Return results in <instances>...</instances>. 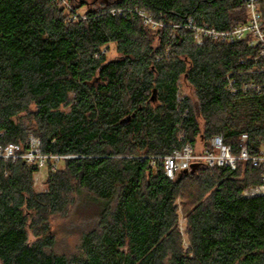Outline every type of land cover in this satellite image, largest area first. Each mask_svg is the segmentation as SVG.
Returning <instances> with one entry per match:
<instances>
[{
  "label": "trees",
  "instance_id": "16d2710c",
  "mask_svg": "<svg viewBox=\"0 0 264 264\" xmlns=\"http://www.w3.org/2000/svg\"><path fill=\"white\" fill-rule=\"evenodd\" d=\"M191 19L227 32L248 12L245 0H0V145L35 136L43 153L73 157L41 193L34 167L0 158V264H264V195L244 196L264 168L201 163L170 179L162 166L215 136L235 155L243 134L251 154L264 145V87L241 88L264 84L249 74L257 51L197 45ZM83 191L101 210L75 253H59L51 219Z\"/></svg>",
  "mask_w": 264,
  "mask_h": 264
},
{
  "label": "built area",
  "instance_id": "2783aa9c",
  "mask_svg": "<svg viewBox=\"0 0 264 264\" xmlns=\"http://www.w3.org/2000/svg\"><path fill=\"white\" fill-rule=\"evenodd\" d=\"M264 0H245V7L248 12L247 22L235 26L227 32H219L209 26L197 27L193 20H189V28L195 32V41L197 45H202L204 39L209 38L216 41H223L230 44H236L240 41H247L249 46L256 50L253 57L255 65L249 74H264V15L262 5ZM147 25H155L149 15L144 12L140 13ZM263 62V63H262ZM262 63V64H261ZM231 77V76H230ZM229 77V78H230ZM235 81L230 80L229 89L235 94L237 89L234 86ZM264 84L245 83L242 90L261 89ZM184 135H181L183 138ZM248 136L243 134L240 143V153L235 155L231 146L224 143L221 136H215L211 140V148L197 153L190 144H186L182 149L174 151L171 155L162 158V166L165 174L170 179H175L177 174L184 169H188L194 163H203L209 168L230 167L235 169L239 161H251L253 166L264 168V145L257 154H251L247 145ZM0 158L9 161H23L29 166L36 169L34 174V184L44 180L42 171L47 170V174L55 172L61 168L65 159L73 158L72 156H61L45 154L42 151L41 140L31 136L26 145L8 144L0 145ZM262 185L252 187L244 193L245 197L264 195V176Z\"/></svg>",
  "mask_w": 264,
  "mask_h": 264
},
{
  "label": "rangeland",
  "instance_id": "374dc122",
  "mask_svg": "<svg viewBox=\"0 0 264 264\" xmlns=\"http://www.w3.org/2000/svg\"><path fill=\"white\" fill-rule=\"evenodd\" d=\"M87 8H82L79 10V15H85ZM119 55L116 52L115 45H112L107 52V59L113 60L118 58ZM180 95L189 96L191 94L190 90L181 83ZM42 176L44 180L38 182L35 181V190L38 193L45 192L48 189V174L47 170L42 171ZM180 204V201H178ZM101 206L98 201L94 200V197L87 192H82L76 197L75 203L69 209L66 215L54 216L51 219V231L54 233L57 240V251L62 254H72L77 250L79 243L81 241V232L87 227V224L95 218ZM180 222L179 229L184 238V247H188V238L185 234L186 218L183 214V209L180 206ZM30 242H34L36 238L30 233Z\"/></svg>",
  "mask_w": 264,
  "mask_h": 264
},
{
  "label": "water",
  "instance_id": "95a60500",
  "mask_svg": "<svg viewBox=\"0 0 264 264\" xmlns=\"http://www.w3.org/2000/svg\"><path fill=\"white\" fill-rule=\"evenodd\" d=\"M154 98H155V93H154V96L152 97V99H154ZM132 116L134 117L135 114L132 115ZM130 120H131V117H127L126 119H124V120L122 121V123H123V124L128 123ZM201 166H202L201 163H194V164H192L188 169H184V170L182 171V173L180 174V176H183L184 174H188V173H194V172L197 171Z\"/></svg>",
  "mask_w": 264,
  "mask_h": 264
}]
</instances>
